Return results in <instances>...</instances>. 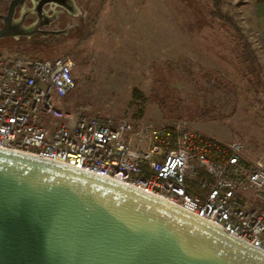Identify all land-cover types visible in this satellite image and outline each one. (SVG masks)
<instances>
[{
	"label": "rangeland",
	"instance_id": "374dc122",
	"mask_svg": "<svg viewBox=\"0 0 264 264\" xmlns=\"http://www.w3.org/2000/svg\"><path fill=\"white\" fill-rule=\"evenodd\" d=\"M69 1L74 12L52 25L71 27L68 37L46 44L2 39L0 55L70 56L72 106L111 119H183L219 140L240 142L252 159L264 158V97L248 90L238 49L212 17L215 0ZM221 1L255 53L249 0ZM4 8L0 0V16ZM156 98L180 107L182 118L163 115Z\"/></svg>",
	"mask_w": 264,
	"mask_h": 264
},
{
	"label": "built area",
	"instance_id": "2783aa9c",
	"mask_svg": "<svg viewBox=\"0 0 264 264\" xmlns=\"http://www.w3.org/2000/svg\"><path fill=\"white\" fill-rule=\"evenodd\" d=\"M70 56L0 55V150L169 203L264 253V158L183 119H111L74 107Z\"/></svg>",
	"mask_w": 264,
	"mask_h": 264
},
{
	"label": "water",
	"instance_id": "95a60500",
	"mask_svg": "<svg viewBox=\"0 0 264 264\" xmlns=\"http://www.w3.org/2000/svg\"><path fill=\"white\" fill-rule=\"evenodd\" d=\"M0 16V40L37 25ZM0 264H264V253L169 203L0 150Z\"/></svg>",
	"mask_w": 264,
	"mask_h": 264
},
{
	"label": "flooded vegetation",
	"instance_id": "af4514ba",
	"mask_svg": "<svg viewBox=\"0 0 264 264\" xmlns=\"http://www.w3.org/2000/svg\"><path fill=\"white\" fill-rule=\"evenodd\" d=\"M4 5V13L7 14L9 5L14 1V5H17L14 9L13 19H22L23 25L28 26L30 24L37 25V30L29 38L38 40L46 44V41L53 40L58 42L60 37H68L71 32V27L66 28H52V25L58 23L65 17L66 13H73L74 8L69 0H1ZM60 8L61 10H58ZM2 24L0 22V28ZM22 38V37H21ZM37 38V39H35ZM8 39V40H7ZM12 38H5L9 41ZM6 41V42H7ZM40 48L42 44H37Z\"/></svg>",
	"mask_w": 264,
	"mask_h": 264
},
{
	"label": "trees",
	"instance_id": "16d2710c",
	"mask_svg": "<svg viewBox=\"0 0 264 264\" xmlns=\"http://www.w3.org/2000/svg\"><path fill=\"white\" fill-rule=\"evenodd\" d=\"M221 0H215V5L212 13V17L215 18L218 22L224 26L225 31L230 35L232 41L236 45L238 49L239 58L241 61L242 66L244 67V74L248 77V90L255 94L263 95L264 97V80L262 78V69L258 62V59L251 49L250 44L241 34L239 28L234 23L231 16L227 13H223L221 10ZM22 53V52H18ZM22 54H26L30 57L39 59V60H46L42 58H37L34 56L29 55L28 53L23 52ZM156 103L160 108V111L163 115L171 116V117H178L182 118V114H180V107H174V105H170L165 103L162 100L156 98Z\"/></svg>",
	"mask_w": 264,
	"mask_h": 264
},
{
	"label": "crops",
	"instance_id": "0c3cea01",
	"mask_svg": "<svg viewBox=\"0 0 264 264\" xmlns=\"http://www.w3.org/2000/svg\"><path fill=\"white\" fill-rule=\"evenodd\" d=\"M252 17L249 19V31L254 34L255 53L264 71V0H249Z\"/></svg>",
	"mask_w": 264,
	"mask_h": 264
}]
</instances>
